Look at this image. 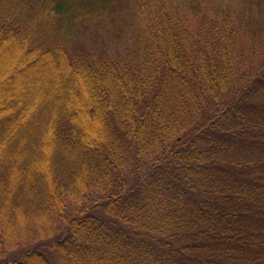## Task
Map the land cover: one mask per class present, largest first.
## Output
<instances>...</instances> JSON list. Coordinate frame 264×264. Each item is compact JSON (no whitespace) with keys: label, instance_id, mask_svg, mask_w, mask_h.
Here are the masks:
<instances>
[{"label":"trees","instance_id":"trees-1","mask_svg":"<svg viewBox=\"0 0 264 264\" xmlns=\"http://www.w3.org/2000/svg\"><path fill=\"white\" fill-rule=\"evenodd\" d=\"M264 0H0V264H264Z\"/></svg>","mask_w":264,"mask_h":264},{"label":"rangeland","instance_id":"rangeland-1","mask_svg":"<svg viewBox=\"0 0 264 264\" xmlns=\"http://www.w3.org/2000/svg\"><path fill=\"white\" fill-rule=\"evenodd\" d=\"M253 59H254V62H253V65H250L249 67L251 68V71L252 69L254 68H258L260 67L259 65L264 63V54H258V55H253Z\"/></svg>","mask_w":264,"mask_h":264}]
</instances>
